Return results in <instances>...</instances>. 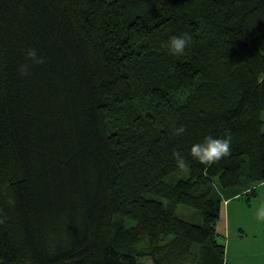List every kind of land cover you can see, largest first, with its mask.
Returning <instances> with one entry per match:
<instances>
[{
    "label": "trees",
    "instance_id": "obj_1",
    "mask_svg": "<svg viewBox=\"0 0 264 264\" xmlns=\"http://www.w3.org/2000/svg\"><path fill=\"white\" fill-rule=\"evenodd\" d=\"M28 48L46 62L21 76ZM263 126L264 0H0V264H226L217 224L259 194ZM225 129L230 156H191Z\"/></svg>",
    "mask_w": 264,
    "mask_h": 264
},
{
    "label": "clouds",
    "instance_id": "obj_2",
    "mask_svg": "<svg viewBox=\"0 0 264 264\" xmlns=\"http://www.w3.org/2000/svg\"><path fill=\"white\" fill-rule=\"evenodd\" d=\"M191 43L192 36L189 33H183L179 36L173 35L165 47H167L170 54L182 56L185 54L186 49ZM25 54L30 63L19 65L17 71L21 76L29 75V69L32 65H43L46 62L45 57L39 55L37 49L35 48L26 49ZM185 131L186 128L184 125H180L175 129L177 136L182 135ZM231 142V130L225 129L223 138L207 136L205 137L203 143H196L191 147L190 154L201 164L206 167H211L213 164L218 163L221 159L231 155ZM173 157L179 168L185 169L187 167L186 158L179 151L174 152ZM257 219L264 221V206L258 210Z\"/></svg>",
    "mask_w": 264,
    "mask_h": 264
},
{
    "label": "crops",
    "instance_id": "obj_3",
    "mask_svg": "<svg viewBox=\"0 0 264 264\" xmlns=\"http://www.w3.org/2000/svg\"><path fill=\"white\" fill-rule=\"evenodd\" d=\"M229 203L230 200H228L227 205L228 214ZM224 208L225 205L222 207L217 230L221 234V238H225L226 264H264V224L254 220L252 214L247 215V217L243 216L247 218L248 221H246L243 217L238 216L241 213H237L235 215L236 228H234L235 219L232 218L227 221ZM232 208L237 212L242 209L239 203L233 205Z\"/></svg>",
    "mask_w": 264,
    "mask_h": 264
},
{
    "label": "rangeland",
    "instance_id": "obj_4",
    "mask_svg": "<svg viewBox=\"0 0 264 264\" xmlns=\"http://www.w3.org/2000/svg\"><path fill=\"white\" fill-rule=\"evenodd\" d=\"M263 128H264V126H263ZM186 174H188L187 168L180 169L177 172H175L171 176V178L172 179H177L179 177L185 176ZM216 186L219 189L221 188L220 192L224 196L225 195H229L230 193H232L235 190H240L241 189L240 186L225 187V189H224L223 187H220L218 182H216ZM259 189H260L259 190V194L255 198L252 199L250 205H247L243 199H239V198H234V199L231 198V199H229L230 200V203H229V214H230V217H229V214L227 213L228 200H226L225 203L223 204V207L225 205L224 211H225L226 220L228 221L229 219H232V218L235 219V225L233 224L234 228H236V221L237 220H236V216L235 215H237V213H241L240 215H238V216H241V217H243V216L247 217V215L252 214V215H254V220H258L257 219V212L262 206H264V183L260 184ZM237 203L241 204V207H242V209L239 212H237L236 210H234L232 208L233 205H235ZM176 213H177L178 216H180V217H182L184 219L193 221V222H199L200 223V221H201V215H200L199 211L196 208L188 206L186 204L179 203ZM243 213H244V215H243ZM245 217H243V219L248 221L247 218H245ZM259 221H261V220H258V222ZM261 223H263V221H261ZM231 225H232V223H231ZM223 239L225 240V238H223ZM144 261L149 264V261L147 259H145Z\"/></svg>",
    "mask_w": 264,
    "mask_h": 264
}]
</instances>
